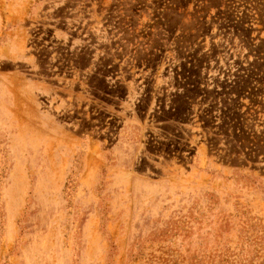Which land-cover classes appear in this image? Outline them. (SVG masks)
Returning <instances> with one entry per match:
<instances>
[{
	"label": "rangeland",
	"instance_id": "obj_1",
	"mask_svg": "<svg viewBox=\"0 0 264 264\" xmlns=\"http://www.w3.org/2000/svg\"><path fill=\"white\" fill-rule=\"evenodd\" d=\"M0 264H264V0H0Z\"/></svg>",
	"mask_w": 264,
	"mask_h": 264
}]
</instances>
